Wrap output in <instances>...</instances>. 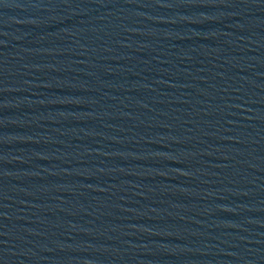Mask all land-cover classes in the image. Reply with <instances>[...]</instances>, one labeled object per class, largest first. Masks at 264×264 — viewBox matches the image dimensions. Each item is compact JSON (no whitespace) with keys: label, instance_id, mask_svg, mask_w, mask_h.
<instances>
[{"label":"water","instance_id":"1","mask_svg":"<svg viewBox=\"0 0 264 264\" xmlns=\"http://www.w3.org/2000/svg\"><path fill=\"white\" fill-rule=\"evenodd\" d=\"M0 264H264V0H0Z\"/></svg>","mask_w":264,"mask_h":264}]
</instances>
